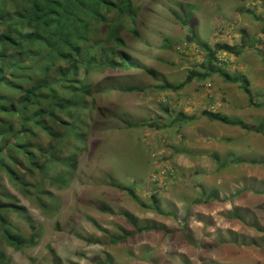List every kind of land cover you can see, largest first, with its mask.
Masks as SVG:
<instances>
[{"label": "rangeland", "instance_id": "374dc122", "mask_svg": "<svg viewBox=\"0 0 264 264\" xmlns=\"http://www.w3.org/2000/svg\"><path fill=\"white\" fill-rule=\"evenodd\" d=\"M133 2L120 49L145 68L127 60L89 72L92 110L67 186L44 198L50 210L19 196L38 227L36 243L20 250L3 243L4 263L98 264L108 254L111 264H264V0ZM217 43L234 52L218 50L212 65L244 76L251 102L239 80L216 73L159 88L205 72L203 45ZM130 85L141 91L120 88ZM123 213L167 231L137 233ZM17 226L29 234L23 219ZM126 231L133 233L112 240Z\"/></svg>", "mask_w": 264, "mask_h": 264}, {"label": "trees", "instance_id": "16d2710c", "mask_svg": "<svg viewBox=\"0 0 264 264\" xmlns=\"http://www.w3.org/2000/svg\"><path fill=\"white\" fill-rule=\"evenodd\" d=\"M136 9L133 0H0V264H5L6 258L3 243L16 250L36 243L38 227L19 196H28L50 210L44 198L53 199V189L67 186L75 156L85 142L86 116L92 110L86 102L93 92L89 72L107 64L121 68L127 60L132 67L145 68L120 49L124 46L120 36L124 18L133 22ZM203 48L207 49L202 64L205 72L190 70L180 83L163 82L159 88L176 90L193 78L204 79L216 73L228 81L239 80L251 102L244 76L230 78L212 65L218 50L233 53L234 47L217 43L213 49L206 44ZM115 54L121 57L120 62L111 59ZM97 57L104 62H96ZM147 72L154 74L152 70ZM120 88L141 91L134 85ZM92 103L95 105L94 100ZM203 114L210 120L229 123L213 112ZM230 123L248 128L239 121ZM114 185L148 207L132 188ZM151 208L158 210L156 204ZM102 210L107 211L105 207ZM123 216L137 233L167 231L161 224L139 225L130 213ZM18 219L30 229L27 236L17 226ZM132 233L126 231L112 240H122ZM106 256L107 261L98 264H111Z\"/></svg>", "mask_w": 264, "mask_h": 264}, {"label": "crops", "instance_id": "0c3cea01", "mask_svg": "<svg viewBox=\"0 0 264 264\" xmlns=\"http://www.w3.org/2000/svg\"><path fill=\"white\" fill-rule=\"evenodd\" d=\"M245 238V237H244ZM245 240H246V238H245ZM250 241V240H249ZM249 247V246H248ZM251 248V247H250ZM256 248V247H255ZM253 264H257V263H253Z\"/></svg>", "mask_w": 264, "mask_h": 264}]
</instances>
